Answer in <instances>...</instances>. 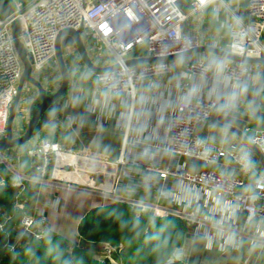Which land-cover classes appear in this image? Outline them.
Instances as JSON below:
<instances>
[{"label": "built area", "instance_id": "1", "mask_svg": "<svg viewBox=\"0 0 264 264\" xmlns=\"http://www.w3.org/2000/svg\"><path fill=\"white\" fill-rule=\"evenodd\" d=\"M7 1L12 7V13L9 16L0 13V138L5 135L9 108L24 68L14 44L11 27L14 20L20 23L19 38L25 47L33 74L40 73L47 79H53L55 74L60 76L55 50L57 36L65 28L81 29L80 34L89 46L91 51L89 54L95 64L107 66L119 63L120 65L119 68L109 72L94 73L96 87L104 91L108 97L127 94L132 101L135 100L138 88L147 80L173 75L177 67V58L129 65L126 60L131 58L129 54L136 47L145 46L147 54L143 57L172 55L200 45L221 47L216 41L208 42L209 31L193 32L192 26L187 28L191 17H201L205 7L211 4L224 5L232 17L227 22L228 46L222 48L241 56L264 58V0H246L245 18L241 17L239 1L231 6L226 0ZM123 36L127 37V40H124ZM64 54L76 69L79 59L81 60L77 49L68 46V51ZM203 54L195 53L179 58L183 73L188 78L211 77L213 63ZM220 66L225 83L232 86L241 84L246 89V83L253 86L256 84L261 71L258 64H246L227 58H223ZM188 86L189 80H182L177 87L180 98L170 114L168 150L176 157H195L211 164L221 165L229 171L203 168L194 172H185L179 167H162L155 164H146L144 169L148 173L157 175L159 182L152 184H156L162 190L172 186L171 179H179L208 194H213L217 202H228L233 209L243 213L242 228L220 225L217 221L192 209H177L159 201L127 196L118 189L114 192L94 189L92 185H85L83 182L74 185L60 183L53 176L60 175L64 166L77 159L101 161L104 167L96 172L116 176L119 168L125 164L124 149L118 159L112 160L108 157L99 158L97 153L89 149L64 148L60 141L44 137L24 153L34 161L39 160L43 165L40 178L26 175L16 168L11 163L12 159L14 157L18 160L22 154H8L11 150L9 149L0 153V183L8 179L10 181L8 185L23 190L24 180H40L46 184H59L71 189L94 192L102 195L106 200L128 203L137 215L143 211H150L153 217L174 215L186 222L193 221L197 225L218 226L223 231L245 236L264 247L262 167L251 151L241 149L237 143L226 145L201 136L199 127L211 121L214 110L233 107L230 102L221 105L216 99L206 95L188 98L184 94ZM15 130L14 128V135L19 136L20 133L15 134ZM250 139L264 155V128L254 131ZM50 161L51 170L47 167ZM1 164L4 167H1ZM48 171L52 174L51 180L44 178ZM76 172L72 170V173ZM53 178L56 180L54 181ZM118 181L121 187V179L119 178ZM13 208L15 212L6 215L0 222V231H6L8 240L15 232H20L11 246L13 250L31 238L41 239L49 233V219L38 214L29 198L22 197L20 191L15 193ZM253 226H257L254 232L249 233L245 230ZM100 244L107 250V258L110 261L121 264L115 257V253L122 249L121 244L118 246L109 242ZM164 264L189 263L177 258L174 253Z\"/></svg>", "mask_w": 264, "mask_h": 264}, {"label": "crops", "instance_id": "2", "mask_svg": "<svg viewBox=\"0 0 264 264\" xmlns=\"http://www.w3.org/2000/svg\"><path fill=\"white\" fill-rule=\"evenodd\" d=\"M226 1L233 6L235 2L239 1L241 17H246V0ZM231 18L230 12L224 5L211 4L205 7L201 17H191L187 28L192 26L193 32L204 30L207 33L209 31L208 42L216 41L221 47H227L229 42L227 22ZM87 49L90 53L89 46ZM146 54L145 46L141 45L136 47L129 56L143 57ZM203 56L213 63L209 79L188 78L183 73L181 59L177 58L175 73L147 80L138 88L134 101L127 94L108 97L104 91L96 87L94 72L89 70L82 60L79 59L76 69L73 63L67 60L70 85L66 94L56 103L53 110L46 113L32 139L24 145L11 149L8 154H22L20 159L17 160L14 157L12 159L19 170L25 167L27 172H38L41 175L43 168L41 162L39 160L31 161L30 157L24 153L44 137L60 141L64 148L89 149L97 153L99 158L108 157L112 160L118 159L124 149L125 164L119 168L118 176L97 173L98 169L102 170L104 167L101 161L77 159L62 168L58 181L60 183L83 182L85 185H92L94 189L100 188L111 192L118 189L127 196L147 201H159L177 209H192L217 221L220 225H233L242 228L243 213L233 209L228 202H217L213 194H208L179 179H171L172 186L162 190L156 184H152L159 182L157 175L152 172L148 173L144 169L146 164H155L162 167H179L185 172H194L203 168L229 171L221 165L211 164L195 157H176L168 150L170 114L180 98L177 87L182 80H189V86L184 92L188 98L206 95L216 99L221 105L230 102L231 107L239 111L253 113L252 100L246 98V92L248 88H254V86L246 83V89L241 84L232 86L225 83L220 66L223 58L211 53H204ZM33 75L43 86L45 85L44 89L47 93L53 92L60 86L61 76L58 74H55L53 79L43 78L40 73ZM38 100L37 88L26 83L15 118V134L22 135L24 133L30 118V109ZM259 106V118L242 126V130L249 137L254 131L264 128V85L259 98ZM199 133L214 142L226 145L235 142L241 149L252 152L236 134L216 127L211 121L201 125ZM26 159L29 160V164L25 162ZM256 159L262 167L259 159L257 157ZM47 167L48 169L52 167L51 161ZM72 170L77 172L72 173ZM150 180L153 181L150 182ZM32 184L34 185V183ZM46 185V187L34 185L33 189L30 186L31 204L38 214L49 219L50 229L57 232L59 231L58 221L62 220L59 211L64 201L63 197L62 199L60 197L61 191H76L77 189L59 184ZM77 191L91 197L88 200L90 206L86 207L80 216L73 218L76 230L72 229L71 232H68L67 238L69 239L76 236L75 234L78 235V221L91 207L103 205L109 201L98 193ZM65 196L68 195L65 194ZM255 229L257 226L245 228L249 233L254 232ZM19 235L20 232H15L13 237ZM175 256L188 261L189 264H264V247L245 236L223 231L218 226L197 225L193 221H189L187 222L184 244L176 249Z\"/></svg>", "mask_w": 264, "mask_h": 264}, {"label": "trees", "instance_id": "3", "mask_svg": "<svg viewBox=\"0 0 264 264\" xmlns=\"http://www.w3.org/2000/svg\"><path fill=\"white\" fill-rule=\"evenodd\" d=\"M16 191L15 186L0 183V222L15 212ZM186 231L187 222L179 217H153L150 211L137 215L128 203L115 200L91 207L77 225L78 236L86 242L121 244L115 253L121 264H164L184 244ZM7 242L6 231H0V264H114L57 232L6 252Z\"/></svg>", "mask_w": 264, "mask_h": 264}, {"label": "water", "instance_id": "4", "mask_svg": "<svg viewBox=\"0 0 264 264\" xmlns=\"http://www.w3.org/2000/svg\"><path fill=\"white\" fill-rule=\"evenodd\" d=\"M0 13L3 16H9L12 13V7L7 0H0ZM11 27L14 44L18 55L23 62L24 68L18 83L17 92L9 108L5 135L0 138V153L28 143L35 135L46 113L49 110H53L56 103L66 94L70 85V71L64 54V47L66 45L74 46L77 49V52L84 65L94 73L109 72L119 68L120 66L119 63H114L107 66H99L95 64L91 59V56L87 49V45L80 34L81 29L65 28L59 32L55 45L56 59L61 76V83L56 90L47 93L45 92L44 86L32 73L31 64L27 57L25 47L19 38V21H12ZM123 39L127 40V37L123 36ZM195 53H211L222 58L241 61L246 64H258L261 67V71L256 84L254 85V88H248L246 92V98L252 100L253 113L248 114L235 108L221 107L213 111L211 115V122L216 127L231 131L232 133L236 134L242 141H244L252 150V153L259 159L264 171V155L261 153L258 147L253 144L250 137L242 130V126L244 124H246L247 122H254L260 116L259 98L263 92L264 85L263 57L241 56L219 46L200 45L187 51L172 55L159 57H131L126 60V63L129 65H137L151 61L174 60L176 58ZM26 83H29L37 88L39 100L30 109V118L28 120L27 127L24 133L22 135L15 136L13 133L15 118ZM221 116H223V118H220Z\"/></svg>", "mask_w": 264, "mask_h": 264}, {"label": "rangeland", "instance_id": "5", "mask_svg": "<svg viewBox=\"0 0 264 264\" xmlns=\"http://www.w3.org/2000/svg\"><path fill=\"white\" fill-rule=\"evenodd\" d=\"M67 52L68 51V46L66 45L64 47V52ZM65 52V53H66ZM66 59L68 57H65ZM25 159V158H24ZM30 160L32 161V159L30 158ZM29 160L26 159L25 162H28ZM14 166L17 167V165H15V162L14 160H12L11 162ZM31 163V162H30ZM29 164V162H28ZM21 172H23L24 174L26 175H31L33 177H37V178H40V174L38 172H27V168H21L20 169ZM61 175V174H60ZM60 175H53L55 177H57L56 179H58V177ZM74 176V175H73ZM45 179L47 180H51L52 179V174L50 171H48L44 177ZM55 178H53V180L55 181L56 180ZM78 182V180H76ZM60 182V181H59ZM79 182H82L79 180ZM5 184H9L10 181L8 179L5 180L4 182ZM24 183V189L23 190H18L17 189V193L20 191L22 193V197H28L29 200H30V203H32L31 201V190H30V186L32 183H34V185H39V186H42V187H46V182L44 181H40V180H34V181H27V180H24L23 181ZM69 184L71 185H74L76 183H72V182H68ZM67 184V183H66ZM32 184L31 186V189H33L35 186ZM65 194H67L68 196H65ZM61 199L63 197L62 200H64L62 202V208L60 209L59 213H61V219L60 221H58V230L57 233H60V234H63L65 237H68V232H71V230H76V224H73V218L75 216H80L81 215V212H83L86 207H89V203H88V200H90V196L85 194V193H81L80 191H73V190H66L64 192L61 191ZM67 203H65L66 201ZM65 203V204H64ZM50 232H55V231H52L51 229L49 230V233ZM76 236L74 237H71L70 240L71 241V244L73 243H76V244H83L85 246L86 249H88L89 251H92L95 255V257L97 259H105L107 258V250H105V248L102 246V245H99V244H94V243H90V242H86L84 241L83 239H81L77 234H75ZM14 240L15 238L13 236H11V238H9L8 240V244L6 245L5 247V251H12L13 249L11 248V246L13 245L14 243Z\"/></svg>", "mask_w": 264, "mask_h": 264}, {"label": "bare ground", "instance_id": "6", "mask_svg": "<svg viewBox=\"0 0 264 264\" xmlns=\"http://www.w3.org/2000/svg\"><path fill=\"white\" fill-rule=\"evenodd\" d=\"M68 179H72V178H68Z\"/></svg>", "mask_w": 264, "mask_h": 264}]
</instances>
